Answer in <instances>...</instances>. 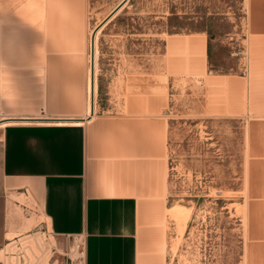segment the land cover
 <instances>
[{
    "label": "crops",
    "instance_id": "0c3cea01",
    "mask_svg": "<svg viewBox=\"0 0 264 264\" xmlns=\"http://www.w3.org/2000/svg\"><path fill=\"white\" fill-rule=\"evenodd\" d=\"M135 1L0 0V248L9 264H66L74 244L79 264H164L143 223L173 208L169 79L140 72L133 49L124 60L125 44L139 46ZM245 6L243 75L214 81L227 82V108L245 119L243 264H264V0ZM178 36L166 52L206 69V40ZM101 86L109 106L96 114Z\"/></svg>",
    "mask_w": 264,
    "mask_h": 264
},
{
    "label": "rangeland",
    "instance_id": "374dc122",
    "mask_svg": "<svg viewBox=\"0 0 264 264\" xmlns=\"http://www.w3.org/2000/svg\"><path fill=\"white\" fill-rule=\"evenodd\" d=\"M137 5L139 46L135 40L125 44L124 60L133 49L140 72L169 79L166 207L189 211L187 233L166 210L143 223L144 233L155 229L164 264H243L245 119L227 108V82L214 80L243 75L245 0H136L134 13ZM191 34L207 42L206 69L187 70L180 55L166 52L170 39ZM109 92L101 86L96 114L107 112ZM3 250L0 264H9ZM77 257L74 244L63 258L79 264Z\"/></svg>",
    "mask_w": 264,
    "mask_h": 264
},
{
    "label": "bare ground",
    "instance_id": "6f19581e",
    "mask_svg": "<svg viewBox=\"0 0 264 264\" xmlns=\"http://www.w3.org/2000/svg\"><path fill=\"white\" fill-rule=\"evenodd\" d=\"M90 90V93H91V88H89ZM92 97V95H91ZM91 98L89 100V114H91ZM16 122V121H15ZM18 123V122H17ZM170 216L173 220H176V221H180L181 222V228H180V231L181 233H184V230H185V227H186V224L188 222V219H189V211L188 209L184 208V207H174L170 210Z\"/></svg>",
    "mask_w": 264,
    "mask_h": 264
}]
</instances>
